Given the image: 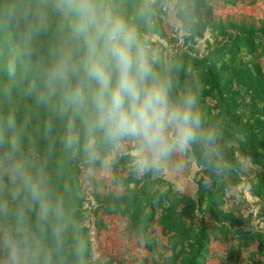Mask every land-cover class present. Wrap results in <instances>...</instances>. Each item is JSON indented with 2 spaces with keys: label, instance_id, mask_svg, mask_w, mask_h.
Returning <instances> with one entry per match:
<instances>
[{
  "label": "rangeland",
  "instance_id": "rangeland-1",
  "mask_svg": "<svg viewBox=\"0 0 264 264\" xmlns=\"http://www.w3.org/2000/svg\"><path fill=\"white\" fill-rule=\"evenodd\" d=\"M189 7L182 23L160 14L142 28L173 78L174 95H196L205 130L231 120L264 140V0H189ZM10 111L28 122L25 157L46 158L74 232L87 229L83 264H264V167L237 143L217 135L207 156L198 142L138 175L127 150L108 170L66 155L62 123L46 138V113L21 90L11 101L0 97V114ZM100 175L113 178L112 189H103ZM7 188L0 161L5 196ZM70 250L63 264H75Z\"/></svg>",
  "mask_w": 264,
  "mask_h": 264
},
{
  "label": "clouds",
  "instance_id": "clouds-1",
  "mask_svg": "<svg viewBox=\"0 0 264 264\" xmlns=\"http://www.w3.org/2000/svg\"><path fill=\"white\" fill-rule=\"evenodd\" d=\"M189 10V0H0V97L21 90L46 113V138L61 122L64 153L104 170L126 150L138 175L198 142L207 156L216 133L203 128L196 95H174L142 31L160 14L182 23ZM27 123L0 114V261L63 264L70 247L83 264L85 243L46 158L25 157Z\"/></svg>",
  "mask_w": 264,
  "mask_h": 264
},
{
  "label": "trees",
  "instance_id": "trees-1",
  "mask_svg": "<svg viewBox=\"0 0 264 264\" xmlns=\"http://www.w3.org/2000/svg\"><path fill=\"white\" fill-rule=\"evenodd\" d=\"M161 35H165V32H162ZM220 117L222 115H218L217 119ZM214 128L216 136L218 135L226 142L237 143L243 153L250 157L252 162L264 167V155L261 150L264 148V140L259 138L257 134L251 131L249 132L241 125H234L231 120H222L219 124L214 123ZM81 232L87 235V229L85 227L79 226L75 229V233L79 236Z\"/></svg>",
  "mask_w": 264,
  "mask_h": 264
},
{
  "label": "crops",
  "instance_id": "crops-1",
  "mask_svg": "<svg viewBox=\"0 0 264 264\" xmlns=\"http://www.w3.org/2000/svg\"><path fill=\"white\" fill-rule=\"evenodd\" d=\"M97 177L105 179V182H103V189L106 188L107 189L106 191H108V190L113 188L112 187V183H113L112 182V179H113L112 177L107 176L106 178H104L101 175L97 176Z\"/></svg>",
  "mask_w": 264,
  "mask_h": 264
}]
</instances>
